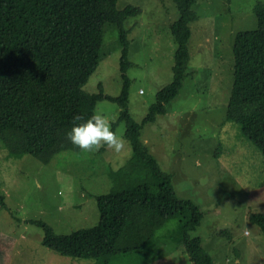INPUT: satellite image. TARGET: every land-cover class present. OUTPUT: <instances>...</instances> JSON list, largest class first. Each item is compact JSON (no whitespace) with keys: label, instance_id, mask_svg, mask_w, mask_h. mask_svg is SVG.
<instances>
[{"label":"rangeland","instance_id":"rangeland-1","mask_svg":"<svg viewBox=\"0 0 264 264\" xmlns=\"http://www.w3.org/2000/svg\"><path fill=\"white\" fill-rule=\"evenodd\" d=\"M264 0H196L190 23L187 75L163 114L140 129V141L159 167L171 175L176 195L202 212L198 227L202 250L213 264H264V233L249 218L264 212V158L259 149L225 119L232 85V45L236 32L256 27L253 8ZM117 7L138 6L127 18L129 79L127 109L138 123L172 78L176 44L170 24L177 18L171 0H118ZM115 24L103 27L100 59L83 86L87 93L116 97L122 88L120 44ZM120 107L99 100L102 113L123 139L119 153L106 146L93 152L63 151L44 163L30 154H11L0 146V264H97L68 257L42 245L40 221L57 234L97 223L96 196L158 183L125 139ZM161 225L140 251L110 264H193L179 243L180 218ZM132 232L127 227L125 235Z\"/></svg>","mask_w":264,"mask_h":264},{"label":"trees","instance_id":"trees-1","mask_svg":"<svg viewBox=\"0 0 264 264\" xmlns=\"http://www.w3.org/2000/svg\"><path fill=\"white\" fill-rule=\"evenodd\" d=\"M117 1L0 0V144L11 154H30L46 163L60 152L79 150L65 135L74 114L87 119L99 100L117 103L116 121H124L125 139L159 182L97 195V223L69 234H57L45 223L32 221L43 228L42 245L64 256L110 264L116 257L146 248L161 225L178 217L179 243L191 262L213 264L200 237L189 236L200 224L202 212L191 200L176 195L171 175L161 170L139 138L144 123L165 113L187 75L196 0H171L177 10L170 24L176 44L172 78L156 93L140 123L127 109L130 62L128 30L123 25L140 8H118ZM253 11L256 27L236 32L233 39L225 119L236 122L264 158V1L256 3ZM107 22L115 24L119 33L122 88L116 97L104 94L101 86L96 93L83 89L99 63ZM3 202L0 195L1 206ZM249 220L264 233V212H254ZM127 227H132L129 235H125Z\"/></svg>","mask_w":264,"mask_h":264},{"label":"clouds","instance_id":"clouds-1","mask_svg":"<svg viewBox=\"0 0 264 264\" xmlns=\"http://www.w3.org/2000/svg\"><path fill=\"white\" fill-rule=\"evenodd\" d=\"M72 126L65 133L70 143L81 152H93L106 146L119 153L123 148V139L111 128L110 122L102 113L94 112L87 119L74 114Z\"/></svg>","mask_w":264,"mask_h":264},{"label":"crops","instance_id":"crops-1","mask_svg":"<svg viewBox=\"0 0 264 264\" xmlns=\"http://www.w3.org/2000/svg\"><path fill=\"white\" fill-rule=\"evenodd\" d=\"M168 223V222H167Z\"/></svg>","mask_w":264,"mask_h":264}]
</instances>
